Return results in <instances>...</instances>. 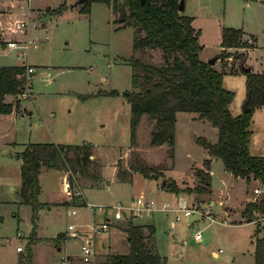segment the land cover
<instances>
[{
  "label": "rangeland",
  "instance_id": "rangeland-1",
  "mask_svg": "<svg viewBox=\"0 0 264 264\" xmlns=\"http://www.w3.org/2000/svg\"><path fill=\"white\" fill-rule=\"evenodd\" d=\"M77 1L29 0V5L20 2L14 8L12 0H0V9L8 5L13 8V13L0 17V66L24 63L34 68L30 97L7 96L5 102L18 104L17 109L7 116L0 115V264H18L32 236L41 241L33 247V264H55L57 257L59 264L64 254L78 257L80 246L91 236L90 225L93 221L100 224L106 217L110 219L108 229L95 236L97 261L102 263L111 255L126 254L128 245L122 228L127 221H115L112 212H105V208L116 202L132 205L140 195L160 205L174 204L178 196H183L209 206L215 217L214 222L182 219L173 226L175 214L171 212L129 219L135 225H154L156 246L165 257V264H254V243L264 233V222L260 221L263 215L247 222L242 211L246 200L254 198L257 182L246 183L234 178L227 174L219 159L208 155L197 140L205 138L215 143L217 130L196 119L193 113L176 115L172 148L168 143L150 145L155 120L141 116L135 132L138 152L131 148L130 107L123 96L132 89L129 60L139 56L143 62L159 63L160 52L135 54L131 26L120 28L122 22L118 15L106 4L91 2L89 14L80 13L82 3L75 5ZM61 5L62 12L52 14ZM27 6L33 14L27 15ZM183 6L180 12L184 15L204 11L210 16L211 19H200L195 24L207 30L209 44L216 28L224 23L252 35L255 48L249 51L248 57L244 54L247 47L232 49L227 58H221L214 66L215 70L224 72L223 86L234 93L229 106L231 114L240 115L247 99L246 79L230 72L242 59L244 66L264 70V0H183ZM15 21L25 25L11 31L15 30ZM11 41L18 46L28 41V50L9 48L7 43ZM99 91L104 95H99ZM110 92L117 95H106ZM250 129L249 153L263 157L264 106L253 110ZM30 143L92 145L90 159L100 162L102 182L76 180L74 188L77 190L78 184L83 187L84 200L66 204L70 199L63 192L60 178L58 181L54 174V185L40 196V206L33 218L31 206L21 204L19 199L18 154ZM135 156L150 166H159L162 177L145 179L128 171ZM206 161L208 170L203 167ZM117 162L125 176L135 175L131 183L112 180ZM200 168L209 171L210 195L184 191L175 195L162 189V182L173 180L181 189L193 190L199 183L195 171ZM83 202L85 205H81ZM88 204L94 207L93 211ZM220 210L228 212L227 216L217 214ZM69 225H74L75 230L69 231ZM197 231L202 237L198 242L194 241ZM58 235L67 237L65 244L59 245V254L54 242ZM17 247L22 248V253L16 251Z\"/></svg>",
  "mask_w": 264,
  "mask_h": 264
},
{
  "label": "trees",
  "instance_id": "trees-1",
  "mask_svg": "<svg viewBox=\"0 0 264 264\" xmlns=\"http://www.w3.org/2000/svg\"><path fill=\"white\" fill-rule=\"evenodd\" d=\"M181 0H86L81 5L80 13L89 14V4L96 2L108 5L119 19L121 27L131 26L133 29V52L142 54L145 51L160 52V62H143L139 56L132 57L129 64L132 69L130 91L123 96L130 107L131 148H136V127L143 115L155 120L151 132V146L168 143L172 148L175 135V119L178 113L196 114V119L209 123L217 130V140L210 143L205 138H198L197 143L216 159H219L225 171L234 178L243 179L246 183L256 180L264 183V157L252 156L249 143L252 135L250 129L253 110L264 106V74H254L244 66L242 59L231 74L240 72L246 79V91L249 96L248 113L233 116L229 106L234 93L227 90L222 83L223 71H217L213 65L199 58L201 46L198 42L199 32L193 28V17L182 14L179 10ZM63 5L52 14L59 15ZM50 14V13H49ZM241 29L223 28L221 47L223 51L217 59L227 58L228 52L237 48H253L243 41ZM254 43V40H253ZM243 58V57H242ZM249 69L248 71H246ZM25 66H0V115H9L17 109V105L6 103L7 96H15L23 92L22 74ZM105 93V92H103ZM99 95H104L99 91ZM106 95H117L116 92ZM90 144L60 145L54 143H30L18 154L20 160L21 204L32 208L33 218L40 204L39 175L42 170L54 169L70 171L75 181L84 183L102 182L101 164L93 156ZM172 152V151H171ZM170 152V157L172 153ZM203 167L209 169L208 161ZM125 171V170H124ZM127 171V170H126ZM128 171L140 174L145 179L162 177L159 166H150L135 156L129 164ZM125 176L120 162H117V180L132 182ZM199 180L197 187L181 189L171 181H164L162 189L178 195L180 192L210 195L211 183L209 171L202 168L195 171ZM71 186L74 188L72 179ZM82 183V184H83ZM78 184L77 186H79ZM80 198L72 194V203ZM81 201V200H80ZM85 205V203H81ZM264 214V196L255 202H247L242 216L250 222L254 216ZM122 232L128 245L126 254H115L108 257L104 264H165L166 259L158 252L153 225H135L128 221ZM62 235L54 240L58 243ZM32 236V241H33ZM18 264H32L30 245ZM254 264H264V233L254 243Z\"/></svg>",
  "mask_w": 264,
  "mask_h": 264
},
{
  "label": "built area",
  "instance_id": "built-area-1",
  "mask_svg": "<svg viewBox=\"0 0 264 264\" xmlns=\"http://www.w3.org/2000/svg\"><path fill=\"white\" fill-rule=\"evenodd\" d=\"M25 25L24 22H18L15 24L16 29H21ZM25 45L18 46L15 42H8L7 45L11 49H21L23 51L28 50L29 42H24ZM22 55H25L23 53ZM25 66V71L22 74V78L24 80L23 92L22 96L30 97V81L34 74V68L28 65ZM27 92L28 94H25ZM63 177L60 178L61 186L63 188L64 193L72 199V194L74 192L75 196H78L83 200L82 194L77 187L72 188L70 178L75 182L74 176L70 171H63ZM257 182V187L253 189L254 198L249 202H255L258 198L264 196V183L259 181ZM178 199L174 202V204L162 203L158 204L154 199L146 197L144 195H140L139 197L133 200V204H122L116 202L114 205L109 208H105V212L110 210L112 212V219L115 221H127L132 218H140L146 217L150 218L155 213H174V220L171 221V225L173 226L175 222H180L182 219L195 218L197 220H208L210 222H214V215L209 210V206H204L201 202L196 200H189L186 197L178 196ZM88 208L93 211V206L90 204L87 205ZM72 215H75V211H71ZM261 217L260 221L264 222V214ZM110 224V219L105 218L104 221L100 224H96L94 221L92 225H90V238H88L87 242L80 246V254L78 257L64 254V256L60 257L59 264H104L97 261V256L95 252V236L97 234H104L108 229ZM198 229V228H197ZM69 231L75 230L74 225L68 226ZM202 239L200 231H197L194 234V240L200 241ZM17 251H22V248L18 247Z\"/></svg>",
  "mask_w": 264,
  "mask_h": 264
},
{
  "label": "crops",
  "instance_id": "crops-1",
  "mask_svg": "<svg viewBox=\"0 0 264 264\" xmlns=\"http://www.w3.org/2000/svg\"><path fill=\"white\" fill-rule=\"evenodd\" d=\"M18 2L17 4H16V2ZM15 1H13L12 0V2H11V0H10V2H11V4H13L14 5V8H15V6H19V3L20 2H24V3H28L27 5H29V0H15ZM2 6V5H1ZM183 8H184V6H183ZM13 8H12V5H8L7 7H1V9H0V17L1 16H3V15H5V14H11V13H13L12 10ZM19 9L21 10L22 8H21V6L19 7ZM29 7L27 6V15H31V14H33L32 13V11H31V9H30V12H29ZM187 16H191V17H193V22H192V25H193V28L196 30V31H198L199 32V34H198V42H199V45L201 46V50H200V52H199V58L202 60V61H204V62H207V60H209V58H214L215 57V62H214V64H213V67L215 66V64H217L218 62H219V60L220 59H217L216 60V57L223 51V48L221 47V45H220V43H221V34H222V30H223V28H234V29H241V28H235V26H232V25H229V26H225V23L221 26H219V27H217L216 28V30H215V35H214V37H213V39H211V42H210V44L212 43V45H210L209 43H208V41L206 40L207 39V36L209 35L208 34V32H207V30L205 31V28H204V26L203 25H195L196 23H197V21L198 20H200V19H206V20H209V19H211L210 18V16L209 15H207L206 14V12H204L203 11V13H193V12H187V14H186ZM49 16V15H48ZM209 18V19H208ZM50 19V17L47 19V20H49ZM217 19H219V18H217ZM40 22L41 21H43V19H41V20H39ZM15 24L16 23H18V22H14ZM39 24V22H37V25ZM1 27V26H0ZM242 30V29H241ZM11 31H16V28H15V30L14 29H12ZM242 32H243V41H246V42H249V43H251V44H253L254 45V43H253V37H252V35L250 34V35H248L244 30H242ZM211 38V37H210ZM0 39H1V28H0ZM252 41V42H251ZM256 46V45H255ZM253 48H255V47H253ZM253 48H248L245 52H244V54L248 57V53H249V51H251ZM208 49H210L209 51H208ZM23 63V62H22ZM23 65H24V63H23ZM16 66H22V65H16ZM29 66V65H28ZM247 67H249L250 68V71L252 72V73H254V74H264V70H263V68L261 67H259V69H256V70H254L253 69V65H246ZM234 69H236V67L234 68ZM236 75H241V77H244L245 78V76L243 75V74H241L240 72H238V73H236ZM7 116V115H6ZM54 144H60V145H70V144H65V143H54ZM135 149V151H137L136 149H137V146H136V148H134ZM138 152V151H137ZM264 152V151H263ZM263 157H264V155H263ZM121 159V158H120ZM119 161V160H118ZM63 171H58V170H54V169H52V170H42L41 171V173H40V175H39V185H40V193H39V196H38V200H39V198H40V196H42V194H43V192H44V190L46 189V188H48V187H52L53 185H54V177H53V175L54 174H56L57 175V177H58V181H59V178H61V177H63ZM116 173H117V170H116V167H115V172H114V177H113V181L114 182H119L118 180H117V176H116ZM228 174V173H227ZM230 174V173H229ZM135 176V175H134ZM134 176H133V178H134ZM133 178H132V180H133ZM238 179V178H237ZM238 180H240V179H238ZM242 181V180H241ZM254 181H256V180H254ZM122 183V182H121ZM78 187V189L80 190V192H81V194H82V192H83V187H81V186H77ZM85 188V187H84ZM64 192V191H63ZM65 194V193H64ZM170 194H172V193H170ZM66 195V194H65ZM66 197L67 198H69L70 199V197H68L67 195H66ZM82 197H83V195H82ZM83 200H84V197H83ZM251 200V198L250 199H248V200H246L247 202H249ZM71 202V199L69 200V201H67V202H65L66 204H69ZM45 204H49V203H45ZM126 204V203H125ZM212 204V203H211ZM219 213H223V217H225V216H227V214H228V212H224V211H219V212H217V214H219ZM136 219V218H135ZM134 220V219H133ZM132 220V221H133ZM134 224V223H133ZM139 225H152V224H150V223H146V224H139ZM154 226V225H153ZM17 236H20V234L19 233H17ZM63 237L61 238V240L58 242V243H56V247H55V249H56V252L59 254L60 252H61V247L59 246V245H61V242H63L64 244H65V242H66V240H67V237H65L64 235H62ZM195 241V240H194ZM41 241H38V240H35V238L33 239V241L31 240V238H30V240H29V242H28V246L30 245V247H31V252L33 253V247L34 246H36V245H38L39 243H40ZM196 242H198V241H196ZM18 248V247H17ZM17 248H16V251H17ZM18 253H22V251H17ZM213 254H214V256H218V254L216 253V252H213ZM73 256V255H72ZM76 257V256H75ZM58 258L59 257H57L56 258V262H55V264H58ZM103 263V262H102ZM32 264H33V258H32Z\"/></svg>",
  "mask_w": 264,
  "mask_h": 264
},
{
  "label": "water",
  "instance_id": "water-1",
  "mask_svg": "<svg viewBox=\"0 0 264 264\" xmlns=\"http://www.w3.org/2000/svg\"><path fill=\"white\" fill-rule=\"evenodd\" d=\"M86 0H78L76 3H75V5H78V4H81V3H84ZM179 10L180 11H182L183 10V0H181L180 1V3H179ZM49 17H47V19H48ZM120 22H123V20L122 19H120L119 20ZM214 62H215V60L213 59V60H210V61H208L207 62V64H209V65H213L214 64ZM249 69H247L246 71H248ZM248 103H249V96H248V94H247V99H246V101H245V103H244V107H243V109H244V112L245 113H248V112H250V108H249V106H248ZM227 173L229 174L230 172L229 171H227ZM221 216L223 215V213H219Z\"/></svg>",
  "mask_w": 264,
  "mask_h": 264
}]
</instances>
